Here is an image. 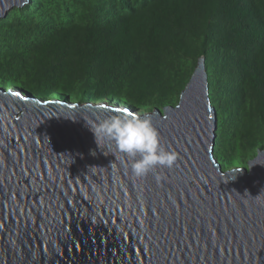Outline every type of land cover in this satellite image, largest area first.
I'll list each match as a JSON object with an SVG mask.
<instances>
[{
    "label": "water",
    "instance_id": "obj_1",
    "mask_svg": "<svg viewBox=\"0 0 264 264\" xmlns=\"http://www.w3.org/2000/svg\"><path fill=\"white\" fill-rule=\"evenodd\" d=\"M24 93L0 89V264H264V149L222 172L203 56L148 114L177 165L143 178L90 128L122 108Z\"/></svg>",
    "mask_w": 264,
    "mask_h": 264
},
{
    "label": "trees",
    "instance_id": "obj_2",
    "mask_svg": "<svg viewBox=\"0 0 264 264\" xmlns=\"http://www.w3.org/2000/svg\"><path fill=\"white\" fill-rule=\"evenodd\" d=\"M123 8L107 20L91 9L90 20L59 28L11 27L15 38L33 35L35 41L24 51L9 50L0 61V81L21 78L37 99L79 103L124 92L134 107L152 101L150 112L171 106L172 91L181 92L191 76L183 74L175 87V73L167 69L174 68L173 56H203L207 74L213 69L223 81L221 110L233 123L228 131L217 122L215 158L230 162L235 139L244 160L262 150L264 0H141Z\"/></svg>",
    "mask_w": 264,
    "mask_h": 264
},
{
    "label": "rangeland",
    "instance_id": "obj_3",
    "mask_svg": "<svg viewBox=\"0 0 264 264\" xmlns=\"http://www.w3.org/2000/svg\"><path fill=\"white\" fill-rule=\"evenodd\" d=\"M127 1L138 5L141 0H124V2L121 0H31L30 4L24 8L14 9L8 14L7 18L0 20V27L2 28L0 36V61L6 57L7 53L13 46H15V48H17L19 51H24L28 49L35 41V37L33 35L15 38L13 36L14 31L11 29V27L16 25H33L45 29H53L70 24L85 22L88 19L90 20L89 12L92 9L90 6H95L94 10L92 9V12L95 15L98 14L99 18L107 20L111 18L112 13L123 12L125 10L123 8V3H126ZM171 63L174 68H171L168 65L167 69L170 74L172 73L173 75L175 73L173 84L175 87H177V83L183 79V74H186L187 76L192 75L197 64V59L178 55L173 56V61ZM20 79L21 78H4V81H0V89L2 90L3 94H7L10 90L13 94H19L21 97L27 98L28 96L24 92L26 91L29 93V91L25 89L31 90L32 87H29V84L26 85L18 82ZM222 82V79L219 78V76L216 74V71L213 69L208 71L209 97L211 104L216 110L217 122H221L223 126L228 131H230L229 128L231 125H233V123L227 119L224 112L221 110V105H223L221 104L222 100L227 99L224 94V86ZM63 88L65 87L63 86ZM63 88L59 87L57 88V91L62 92ZM180 93V89L177 90L175 88V90L172 91L171 95L169 96V101L172 102L171 106H176L178 104ZM72 95L74 94H71L68 97L72 98ZM33 98L35 97L33 96ZM41 100L66 101L60 97H49ZM100 100L101 101L99 102L92 103L109 102L111 106L129 109L141 114H153L154 112L146 111V108H149L147 105L151 104L152 101H147L144 104L145 108H138L136 106L134 107L132 104L128 103L130 102L131 97L124 92L107 96L105 99L100 98ZM66 102L79 103L78 101L73 100ZM163 109L164 108H158L160 111ZM232 131L235 133L236 128ZM233 132H230V135H232ZM232 146L234 148V153L230 156V162L222 159L220 156H218L219 158L216 159L218 164L221 166L223 173L231 172L234 168L247 169L248 162L254 159L257 155V152L254 155H244L246 158L244 160L242 155V146L239 140L235 139V141L232 142Z\"/></svg>",
    "mask_w": 264,
    "mask_h": 264
},
{
    "label": "clouds",
    "instance_id": "obj_4",
    "mask_svg": "<svg viewBox=\"0 0 264 264\" xmlns=\"http://www.w3.org/2000/svg\"><path fill=\"white\" fill-rule=\"evenodd\" d=\"M90 128L98 145L108 142L131 161V174L135 178L146 177L157 168L172 169L177 165V153L162 144L159 131L147 113L116 109Z\"/></svg>",
    "mask_w": 264,
    "mask_h": 264
}]
</instances>
